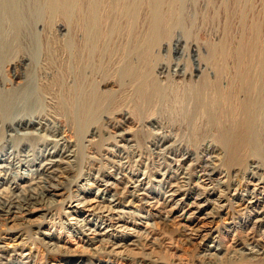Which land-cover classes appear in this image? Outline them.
Returning a JSON list of instances; mask_svg holds the SVG:
<instances>
[{
  "label": "bare ground",
  "instance_id": "1",
  "mask_svg": "<svg viewBox=\"0 0 264 264\" xmlns=\"http://www.w3.org/2000/svg\"><path fill=\"white\" fill-rule=\"evenodd\" d=\"M0 219V264H264L263 0H0Z\"/></svg>",
  "mask_w": 264,
  "mask_h": 264
},
{
  "label": "rangeland",
  "instance_id": "2",
  "mask_svg": "<svg viewBox=\"0 0 264 264\" xmlns=\"http://www.w3.org/2000/svg\"><path fill=\"white\" fill-rule=\"evenodd\" d=\"M263 3H264V0H263ZM219 25H221V23ZM55 129H56V126L53 123L48 126V130L50 132H53ZM37 148L38 147H36V151H37ZM30 153H31V155L29 156V158L32 160H35L36 156H37L35 154V152L32 151ZM230 214H232V213H230ZM230 214H228L227 216H221L219 219H217L211 225V227L213 229L217 230L220 233V236L227 242H229V240L231 238L230 234L228 232V227H229V223L231 220ZM0 221H1L0 222V235H1L5 231V222L3 221V219H0ZM2 224H4V225H2ZM153 224H152V228L154 227V230H155V231L154 230L153 231L154 232L157 231L156 233L163 234V236H165L169 240L171 246L173 247L169 251H161V254L159 252V254L161 255V256L159 255L161 259L164 258V260L166 262L169 259L168 263L170 262V260H173L171 262H174L177 264H182V263L183 264H200V260H201V259H199V258H201L200 257L201 252L199 250L200 247L196 243L197 241L196 242L192 241L191 238L187 239L188 236H186L187 234H185L183 232L182 225H180V226L179 225H169V226L166 225V226H164V225L159 224L158 222H154ZM200 226H203V225L201 224ZM200 226L198 228H200ZM191 227H192V225H191ZM61 229L63 232H66V233L68 232L69 234L74 235V232L70 229L67 230V229H64L63 227ZM75 236H77V235L75 234ZM28 239L29 240L26 243H24L21 247L14 248L15 250H13V246L17 245L18 242H16L15 244L11 243V242L9 243V241L2 242L3 243V244H1L2 246L4 245L5 247H7V249L9 251L13 250V252L10 254V256L7 257V263L6 264H19L20 259H23L25 257L27 258L31 255L37 257L39 261L43 260L45 264L55 263V261L57 260V257L55 256L54 253L49 252L48 250H45L44 248L38 246V244L36 243V241L32 237L28 238ZM192 242H194V243H192ZM177 248H179V250ZM163 253H166L167 255L166 254L162 255ZM168 254H169V256H168ZM165 257H166V259H165ZM170 258H174V259H170ZM175 258L176 259L179 258L180 260L178 259L179 261L178 260L177 261L181 262V263H178ZM201 264H202V262H201Z\"/></svg>",
  "mask_w": 264,
  "mask_h": 264
}]
</instances>
